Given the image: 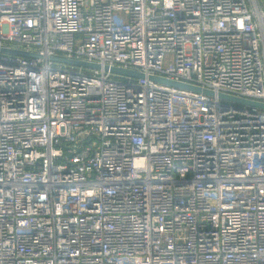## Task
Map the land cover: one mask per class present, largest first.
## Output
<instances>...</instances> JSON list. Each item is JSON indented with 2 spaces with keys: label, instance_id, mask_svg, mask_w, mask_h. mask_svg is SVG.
<instances>
[{
  "label": "built area",
  "instance_id": "built-area-1",
  "mask_svg": "<svg viewBox=\"0 0 264 264\" xmlns=\"http://www.w3.org/2000/svg\"><path fill=\"white\" fill-rule=\"evenodd\" d=\"M220 92L264 102L262 0H0V264H264V108Z\"/></svg>",
  "mask_w": 264,
  "mask_h": 264
},
{
  "label": "water",
  "instance_id": "water-1",
  "mask_svg": "<svg viewBox=\"0 0 264 264\" xmlns=\"http://www.w3.org/2000/svg\"><path fill=\"white\" fill-rule=\"evenodd\" d=\"M2 50L6 51V52L22 54V55H38V53H36V52H31V51H27L24 49L13 48V47H3ZM52 58L54 60L64 61V62L73 63V64H77V65L93 66V67H97V68L101 67V65L99 63L90 62V61L81 60V59L67 58V57H61V56H53ZM105 68L110 69L114 72L125 73L128 75L136 76V77H140V78L146 77V74L144 72L136 70V69H132V68H125V67L116 66V65L115 66L106 65ZM148 77L151 80L158 81L161 83H165V84L175 86L178 88H182L185 90H190V91H194V92H198V93H204L206 95H211V96L216 94L215 91H213L212 89L205 88V87L199 86L197 84H192V83L185 82L182 80L172 79V78H168V77L160 76V75H149ZM218 96L222 99L237 102L240 105L243 104V105L257 106V107L264 108V102H262V101L248 99V98L239 97V96H235V95H230V94L223 93V92L218 93Z\"/></svg>",
  "mask_w": 264,
  "mask_h": 264
},
{
  "label": "rangeland",
  "instance_id": "rangeland-1",
  "mask_svg": "<svg viewBox=\"0 0 264 264\" xmlns=\"http://www.w3.org/2000/svg\"><path fill=\"white\" fill-rule=\"evenodd\" d=\"M264 1V0H262ZM116 73V76H118L119 78H127L129 75L128 74H125V73H119V72H115ZM134 79H136V76H132ZM223 100H226V99H223ZM229 101L230 103H233V104H237V105H240L238 104L237 102H234V101H230V100H227Z\"/></svg>",
  "mask_w": 264,
  "mask_h": 264
}]
</instances>
